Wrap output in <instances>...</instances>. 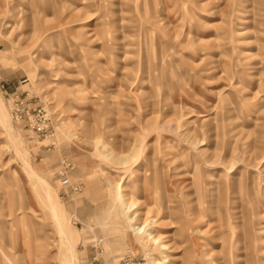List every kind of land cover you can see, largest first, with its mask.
Listing matches in <instances>:
<instances>
[{
    "label": "rangeland",
    "instance_id": "1",
    "mask_svg": "<svg viewBox=\"0 0 264 264\" xmlns=\"http://www.w3.org/2000/svg\"><path fill=\"white\" fill-rule=\"evenodd\" d=\"M119 259L264 264V0H0V264Z\"/></svg>",
    "mask_w": 264,
    "mask_h": 264
},
{
    "label": "built area",
    "instance_id": "2",
    "mask_svg": "<svg viewBox=\"0 0 264 264\" xmlns=\"http://www.w3.org/2000/svg\"><path fill=\"white\" fill-rule=\"evenodd\" d=\"M56 184L58 186H63L64 185V179L62 177L58 176V178L56 179ZM121 259H123V258H121ZM121 259H119L116 264H122V260Z\"/></svg>",
    "mask_w": 264,
    "mask_h": 264
},
{
    "label": "bare ground",
    "instance_id": "3",
    "mask_svg": "<svg viewBox=\"0 0 264 264\" xmlns=\"http://www.w3.org/2000/svg\"><path fill=\"white\" fill-rule=\"evenodd\" d=\"M122 207H125L127 204H124L123 202H121ZM127 207V206H126Z\"/></svg>",
    "mask_w": 264,
    "mask_h": 264
},
{
    "label": "crops",
    "instance_id": "4",
    "mask_svg": "<svg viewBox=\"0 0 264 264\" xmlns=\"http://www.w3.org/2000/svg\"><path fill=\"white\" fill-rule=\"evenodd\" d=\"M95 247V246H94Z\"/></svg>",
    "mask_w": 264,
    "mask_h": 264
}]
</instances>
